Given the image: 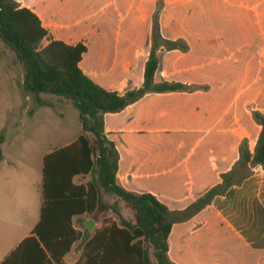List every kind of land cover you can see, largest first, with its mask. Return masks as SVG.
Masks as SVG:
<instances>
[{
    "label": "crops",
    "instance_id": "1",
    "mask_svg": "<svg viewBox=\"0 0 264 264\" xmlns=\"http://www.w3.org/2000/svg\"><path fill=\"white\" fill-rule=\"evenodd\" d=\"M70 1L20 5L49 31L44 46L85 44L80 68L106 90L124 95L144 86L158 6L162 37L188 47L159 54L155 83H183L189 91L147 93L105 117L120 155V187L183 211L223 183L245 141L254 153L262 132L254 112L264 113V0ZM36 179L0 178V264L40 222L43 178L40 188ZM79 218L85 226L89 220L76 217L78 230ZM168 254L175 264H264V167L251 166L242 183L174 224ZM79 259L78 243L65 260Z\"/></svg>",
    "mask_w": 264,
    "mask_h": 264
},
{
    "label": "trees",
    "instance_id": "2",
    "mask_svg": "<svg viewBox=\"0 0 264 264\" xmlns=\"http://www.w3.org/2000/svg\"><path fill=\"white\" fill-rule=\"evenodd\" d=\"M49 31L41 19L17 0H0V43L11 51L24 71V88L37 96L51 94L72 102L80 112L83 133L72 144L54 150L44 158L42 208L39 224L2 264H175L169 257V237L174 224L185 222L209 206L213 199L250 175V167H264V116L256 112L262 132L254 153L245 141L240 160L224 174L223 183L183 211H172L150 193L135 194L116 182L120 155L105 133L104 115L119 113L147 93L189 91L183 83H155L160 60L158 50H187L182 41H166L154 34V48L139 90L121 95L96 84L80 68L88 47L53 40L44 46ZM163 41L161 45L157 41ZM39 103L44 104L39 97ZM0 134V162L4 160ZM91 177L87 183H76ZM113 194L125 202L134 221L121 215L114 205H105L102 194ZM110 209L118 220L104 219L90 233L75 226L76 217H92ZM78 219V220H79ZM94 220H97L95 217ZM81 242L80 259L66 262V256Z\"/></svg>",
    "mask_w": 264,
    "mask_h": 264
},
{
    "label": "rangeland",
    "instance_id": "3",
    "mask_svg": "<svg viewBox=\"0 0 264 264\" xmlns=\"http://www.w3.org/2000/svg\"><path fill=\"white\" fill-rule=\"evenodd\" d=\"M32 1L34 3H71L70 0ZM17 2L22 4L26 3L27 0H17ZM74 3H80V0H74ZM159 8L158 6V9L151 19L150 32L152 47L149 52V59L154 48V34L156 29H158L162 37L158 17ZM162 39L166 40L163 37ZM162 43L163 41L160 39L156 42L157 46ZM165 51L168 50L165 49ZM161 52L162 51L159 49L158 56ZM132 90H139V88L129 89V91ZM39 97L43 100V105L39 103ZM256 112L257 110L254 112V118L259 123L256 118ZM260 113L264 116V113ZM107 114L104 115V121ZM3 131L5 142L1 146V149L5 161L0 163V178L1 176L8 175L13 179L14 176L30 173L37 178L35 187L40 188L43 178V156L72 142L83 133V127L80 122V112L74 107L72 102L51 94H41L37 96L25 90L23 68L16 61L6 45L1 42L0 134ZM102 198L105 205L116 206L121 212V215L134 221V214L125 202L107 192H103ZM94 217L97 220H94ZM88 219L95 222V230L100 228L99 226H102L104 219L119 221V217L110 209H104L102 212L88 217ZM83 220H85V218ZM77 224L80 226L82 233H85V229L82 226L83 221L79 219ZM79 244L81 247V242Z\"/></svg>",
    "mask_w": 264,
    "mask_h": 264
},
{
    "label": "water",
    "instance_id": "4",
    "mask_svg": "<svg viewBox=\"0 0 264 264\" xmlns=\"http://www.w3.org/2000/svg\"><path fill=\"white\" fill-rule=\"evenodd\" d=\"M85 224L90 232H94L96 224L93 220H88Z\"/></svg>",
    "mask_w": 264,
    "mask_h": 264
}]
</instances>
